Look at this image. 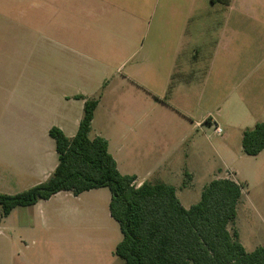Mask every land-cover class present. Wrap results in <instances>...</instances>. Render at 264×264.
Here are the masks:
<instances>
[{"label": "crops", "instance_id": "crops-1", "mask_svg": "<svg viewBox=\"0 0 264 264\" xmlns=\"http://www.w3.org/2000/svg\"><path fill=\"white\" fill-rule=\"evenodd\" d=\"M53 1L27 6L23 21L0 16V152L7 158L6 184L27 190L46 182L59 164L50 130L57 127L73 138L85 105L77 96L95 97L103 85L108 88L110 71L122 74L134 59L123 75L136 87L133 124L140 115L136 106L155 109L158 104L194 128L207 126L219 135L224 121L242 138L245 130L264 123V0H151L147 5L135 0L142 3L136 9L129 0H71L63 8ZM146 91L148 96L142 94ZM104 95L89 137L107 140L123 173L119 159L126 146L119 141L113 147L101 129L94 130ZM162 97L167 103L158 102ZM113 110H119L116 104ZM139 140H133L131 156L147 177L198 174L208 162L200 156L196 166L188 165L189 155L185 160L174 153L160 155ZM224 149L232 152L227 144ZM177 167L182 170L176 172ZM157 181L137 177L136 183ZM105 195L102 189L79 196L63 191L14 209L0 221V264H121L115 250L109 255L107 246L91 244L92 234H103L98 243L117 240L112 231L119 224ZM94 198L105 202L92 203ZM92 204L99 212L94 225L86 221ZM98 225L99 230L88 228Z\"/></svg>", "mask_w": 264, "mask_h": 264}, {"label": "trees", "instance_id": "trees-1", "mask_svg": "<svg viewBox=\"0 0 264 264\" xmlns=\"http://www.w3.org/2000/svg\"><path fill=\"white\" fill-rule=\"evenodd\" d=\"M77 99L85 100L77 134L68 138L57 127L49 133L59 155L55 172L25 191L0 193V221L16 208L34 206L63 191L79 196L107 188L110 214L123 236L115 255L125 264H264V245L247 252L239 233L230 230L243 197L241 184L213 180L189 209L172 185L157 181L137 187L136 176L119 171L107 140L89 137L100 96ZM242 148L251 157L264 151V123L244 131Z\"/></svg>", "mask_w": 264, "mask_h": 264}, {"label": "rangeland", "instance_id": "rangeland-1", "mask_svg": "<svg viewBox=\"0 0 264 264\" xmlns=\"http://www.w3.org/2000/svg\"><path fill=\"white\" fill-rule=\"evenodd\" d=\"M46 1L51 3V0H0V16H3V19L23 21V14L21 12L27 8V6L40 5L41 3H46ZM55 1L56 0H54L53 3H56ZM70 1L71 0H57V4L63 8L71 5ZM129 1L132 6L131 9H136L138 5H142V3H135V0ZM149 1L151 0H145L144 3L147 5L150 3ZM29 15L34 17L35 13L33 12ZM141 55L142 53L139 56ZM133 61L134 62H132L122 74L110 71V76L107 78L109 82L108 88H105L106 86L103 85V87L97 91L98 95L95 96L99 97L105 94L100 115H98L94 130L98 131L101 129L103 133L111 139L113 147L119 141L126 146L123 156L119 159L124 175H136L139 179H146L149 181H160L161 175L163 181L177 188V197L181 204L187 209L200 201L201 192L211 181L221 178L235 179L237 183L243 186V197L237 209V218L234 224L230 226V230L231 232L236 230L239 233L240 242L247 252H252L257 247L263 246L264 151L256 157L246 155L242 150L241 134H237L236 130L232 128L227 129L230 125L226 121L221 124L223 134L219 135L213 128L207 126L204 128H194L190 121H186L184 117L177 114L175 111L160 104H158L155 109H147V107L142 108V105L136 106V110L140 111V115L137 116L136 123L133 124V100H135L136 97V87L123 77V75H128V73H130L131 66L135 63V59ZM104 88L106 90L105 93ZM142 94L148 96L147 91ZM160 99H157L158 102L167 103L166 99H163V97ZM115 104L119 110H113ZM148 117L150 119V125L147 121ZM141 120L143 122L139 124ZM136 128L137 134L135 135L132 133V130L136 132ZM137 136L140 138V145H144L148 150L155 151L160 155L163 153H174L181 156L180 158L183 160H185L186 155H189L186 163L188 165L192 164L193 166H196V159L200 158V156L201 159L208 162L207 164L205 163L206 165L203 167V171L198 174L194 172L193 174H182L181 172L157 173L156 175L153 174L147 177L145 176L146 174L142 175V171H139L137 166L133 165L134 161L131 156V146L133 140L137 139ZM194 140H196L195 144H193ZM226 144L232 152L225 151L224 146ZM222 151L225 155L222 154ZM0 153V193L13 195L25 191V187L20 184L10 185L4 182V179H7L8 175L5 174L3 170L4 161L5 159L7 160V158L4 156L3 152ZM218 155H223L230 165L228 167L229 169H224L221 166ZM174 169L176 172H178L177 170H182L179 169V167ZM193 182L194 185H191ZM137 184H139V182L135 183L136 186ZM102 191L107 194L105 195L106 198H111V193L107 188L102 189ZM95 202H105V198H94L92 203ZM89 211L90 216L88 214L86 215V221H90V223L94 225L95 222L93 220H99L97 217L99 212L95 204L91 205ZM80 224L81 223L78 222L75 223L77 228L82 227ZM88 228H91V230H99L100 227L98 225V227L90 226ZM110 232L111 230L109 234ZM112 232L114 236L117 234L116 241L110 239L109 241L106 240L98 243L97 241L104 240L103 234H99L98 236L92 234V241L95 242L91 244L105 245L108 248V254H114L116 244L122 239V235L118 225L117 229H114ZM83 238L88 239L89 236H83ZM67 239L72 240L74 237H68ZM114 258L121 264H125L122 259L115 255Z\"/></svg>", "mask_w": 264, "mask_h": 264}]
</instances>
